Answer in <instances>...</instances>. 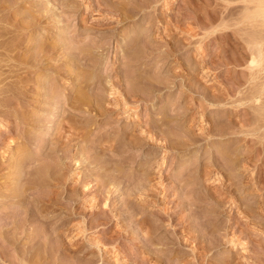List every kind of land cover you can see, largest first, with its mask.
<instances>
[{"label": "rangeland", "instance_id": "rangeland-1", "mask_svg": "<svg viewBox=\"0 0 264 264\" xmlns=\"http://www.w3.org/2000/svg\"><path fill=\"white\" fill-rule=\"evenodd\" d=\"M97 1L98 2H95V0H30L26 2L21 10L22 13L19 12L21 14L18 13L16 15L17 17L14 15L17 20L26 17L29 14V12H26L27 9H38L41 5V7L44 8L49 6L51 8H57L58 18L56 21L45 19L41 22L38 28L32 27V30L29 28V31L22 32L17 38L19 39L17 40L18 47L16 48L17 50L15 49L16 52L14 53L15 56H17L16 58L19 59L15 58L14 61L17 60L20 63L24 61L23 63H25L26 60L29 61L31 60L29 58L34 57L32 56L35 52H33V50L39 46L35 45L34 48L32 40L35 36H40L37 40H43L44 43L41 42V44L44 46L54 44L55 41V44L62 41L66 42L65 39L68 36L67 38L70 37L72 40L78 41L76 44L77 47L82 44L81 47H92V53L94 55H91L95 58L92 59V62L95 61L96 66L91 70L92 72L89 77H94L96 79H99L100 77V83L99 85L97 83L95 87L101 86V83H103L102 86L106 87V94L102 93L103 95H101V100L103 99L102 101L104 103L101 109L110 111L113 109L115 113L119 112L118 115H112L110 113L101 114L100 111L98 113L96 112L97 110L95 111V108L93 109V107H95L94 105L89 107L92 103L90 101L88 102L90 103L88 107L85 105L83 106L84 109L81 107L84 111L86 110V112L91 108L89 114L82 115V113L78 114L77 111L73 113L71 110L73 108L71 104L76 101V96L74 94L82 95L81 93L85 92V87H83L84 84L82 85L78 82L72 83L69 86L66 84V80H64L65 78L69 80L72 79V76L69 75L71 69L67 66L72 67V70L73 68L76 69V67H74L71 62L69 64L68 61H65L67 57L63 55L65 54V51L62 49L58 50L57 48L51 53V55H43V59H40L39 64L33 67L34 69H26V72L23 68V70H20L21 72L19 71L20 75H18V77L20 76L21 78L17 77V79H21L22 83L19 85V82V87H17L20 89L23 88V91L26 88V91H24L26 93L19 89L20 95L18 100H20L21 103L16 101L17 99L15 98L16 100L12 103L10 109L12 111L15 110L16 112L19 111L21 114L19 115V113L15 112V114H17L16 116L14 112H12L9 117L8 127H10L9 131L11 137L14 139L16 138L15 144L17 142L22 143V140L24 144L13 145L14 153L12 152L10 156L5 159V162L11 165L13 161L20 160L27 154L34 155V157L37 156L40 158V162H44L42 157L47 147L44 149L41 147L39 148V144L47 143L49 141L48 139L51 138V141L54 140L57 143L56 136L59 137V134L63 133L62 131L59 132V123L63 118L66 116L68 117V115L71 117L75 115L74 118L78 121V124L73 118L72 122H76L77 125L74 124L81 130L77 131V128L73 126V129L76 128V131L74 130L76 133L80 132L79 135H73L74 131L71 129L73 137L71 135V139L69 138V140H71L70 149L67 150L69 153L65 151V154H63V162L68 160L66 163H69L70 158L72 157H75V160L78 162L85 160L87 163L88 161L93 163L94 160H98L100 157H97L95 153H99L100 151L97 147L99 146L100 141L109 139V136L116 137L115 135L118 131L120 133V130L124 127L126 128L130 126L131 128L134 125L135 121H133V117L136 115L131 118L134 111L124 113L109 102L113 98V96L110 95V83L112 84L115 80L120 81L124 79V65L131 60H129V58L135 55L132 51L137 49L136 52L138 53L139 51L138 56L140 55L139 58L141 59V61H139H146V63L144 62L147 65L146 69H149L150 71V74L148 73L147 75V77L149 76L148 81L150 80L152 83L162 82V80H166V78H172L173 75L174 77L176 75L177 78H174L171 81L166 80L165 82L167 83L168 81L169 83H167L168 88H164L160 85L163 89L161 88L162 90L159 89L160 91H155V93L151 95V98L150 96H147L146 99L148 100H145V96L142 95L141 91H138L132 86L133 89H131V95L138 97L141 94L140 98L143 97L144 99L139 110L137 109L139 113L138 121H140L134 134L139 136L141 134L140 131H145V129H147L145 126L151 124L149 121H156L157 118H159V116H157L158 113L167 110L168 112H166L168 116H172L173 119L178 118L176 120H180L186 117V122L187 120L189 122L185 125L184 130L189 128L192 133H194L195 138L198 137L195 139V143L190 145L186 150L181 152L172 151L169 155L170 158L168 157V159L164 161V164L161 158L163 153L158 154L154 160H147L146 158L151 151L147 147H144L142 151L123 153L122 156L125 161L106 150L104 155H101L100 153L101 159H106V162L111 161L112 165L116 162L118 165L121 164L120 168L122 172H115L113 174L115 175V179L114 176L108 173V175L112 176L113 180L116 181L115 188L112 187L115 181H112L113 184L111 186L109 185L110 187L98 188L102 183L100 179H103L101 177L104 176L103 174L105 172L98 164L91 163L88 167L86 166L78 169L74 162H70V168L67 169V172L66 170L64 171V177L66 179L63 181L65 182L63 183L64 185H58L60 189H58V192L62 193L60 196V199L62 200L59 201L57 210L53 213L54 215L50 213L48 214L47 212L41 215L39 214L37 220L29 218L26 222L21 220L22 216H18L15 219L13 218V220H15V229L10 234L5 232V224L11 221L8 219V216L10 213V215H12L14 212V214L20 212L21 208H18L19 206L17 205H13L15 204L13 201L5 203L6 205L9 204V208H7L2 201L0 203V264H20V261L23 262V259L26 262V260H30L32 257L31 260L34 261L36 260L35 258L40 256L41 259L37 258L38 263L36 262V264H264V170H262L264 169V163H261L262 156L253 157L250 165L245 161L241 163V157L238 156L240 159L238 158L239 160H236L235 162L237 163V170L242 169L240 171L242 172L248 168L247 172L243 173L242 177L233 176L232 173L238 174V171H232L229 175V173L221 168L220 170L218 169L219 173L214 171L211 172L214 170L213 168L215 166L217 167L218 163H222L221 166L224 165V163L221 162L223 160L218 156V153H216V148H214L215 145L218 146V149L221 147H231L230 149H234L237 153L239 152V154H243L245 148L243 147L244 144H249L255 147V144L257 143L256 148L257 146H261L258 145L260 143L257 142L259 141L256 136L257 134H255V136L245 137L247 140L252 139V144L251 142L244 143L243 140L241 141L240 138L243 139L244 135L241 133L235 135V132H238L235 128L231 131V134H228L229 136L211 138L210 140H214L213 145L210 143V145L207 144L208 142L206 140L203 141L201 136H199L201 134V128H209L210 126H213V123H215L213 119L215 117H219V119L221 118L216 121V125L220 128L230 120V118L227 119L226 117L228 115L231 118L233 117L234 122L238 123L243 117L244 107L247 106V108H251V105H255L253 102L252 104L251 101L250 104H247V102L241 104L238 103V101L235 102V99H241V97L244 96L243 94L246 95L247 91H250L253 85L255 86V83L259 84V81H262L264 78V71L256 74L257 78H261L260 80L256 79L257 81H249L250 78L248 75L252 74V72L246 68L247 65L244 60L243 63L245 64H241L242 61H232L229 62V64L227 60H225L226 65L214 62L218 64H207L203 69L198 66L199 62H202V58L208 60L213 57L215 55L213 53H215L219 47H223L227 43L233 45L232 38L235 36L225 40V42L223 40L219 41L212 38L215 34H223L224 32L228 33L231 32V30L236 31L240 28V26H231L232 24H235V19L238 17L237 14L242 12V7H245L244 3L239 1L237 3H232L231 6L228 7V5H225L226 2H224V0H158L157 3H151L153 0H123L124 2L118 0L121 5L117 0ZM149 2L151 4H149ZM64 3L71 4L74 10L68 12V14L61 11V4ZM122 3H124L123 8L127 6L126 9L124 8L126 14L123 15L124 18L126 16V19L122 24L117 25L116 22L119 14L116 13V11L118 8H121L120 6H122ZM99 4L102 6L100 5L99 7ZM225 6L229 9L230 7L231 9L235 8V14L231 18L232 20L234 19V22L228 21V19L224 20V24H228L229 29L220 31L219 27L215 29V26L220 23L218 16H216V19L219 21L213 23L214 25L210 24V22L212 19H215L214 15L218 14L215 12L223 11V7L225 8ZM61 13H63V15H61ZM34 14L35 13L30 14V16L32 17ZM38 14L39 13H36L35 16ZM2 16L3 20L12 19L11 21H13V17L8 18L11 15H6V13H4ZM115 16H118L117 19ZM31 17H28L29 19H27V21L25 20L26 23L31 24ZM209 20L211 21L209 22ZM230 22L232 23L231 26ZM254 24L255 22L253 23V27L260 25L259 23ZM21 25L22 24L18 25L17 28H20ZM203 25H206V28H202ZM250 26H252L251 23ZM58 28L64 29L66 33H58L60 32ZM113 28H117V34L119 33L123 36L126 34L131 35L130 32L133 31V29L135 30V28L142 31L144 29L143 32H147H145L146 34L143 33L144 35H139L135 49L133 48L131 50V46V48L129 46H127L126 49L124 48L126 50L125 57L124 55L119 54L121 52L118 54L116 53L115 55V50L117 49V45L115 44L117 40L110 37V32ZM260 29H262V27H260ZM257 30H259V28ZM52 32H56V35H51ZM59 34L63 36L67 35L66 37H63L59 36ZM119 34L117 35L118 37ZM57 38L60 39V41ZM240 38L238 37L235 39V42H238L239 44L243 43L242 40H239ZM128 40L129 39H127L126 42H128ZM3 42H6V40ZM31 42L32 44H30ZM144 42L147 44H144ZM6 44L10 46V43L6 42ZM102 44H104V46H102L103 50L99 53L97 49ZM145 45H147L146 48ZM4 46L6 45H3V48ZM172 49L174 50L172 51ZM197 49L199 50L198 52ZM233 49H230V52L232 51L231 53L235 54V49ZM1 52L2 54L6 53L5 50L0 51V53ZM4 55H8V53ZM127 56L129 57L127 58ZM232 56H237V53L231 55V57ZM8 67L6 66V68H3L5 69L4 73H7V70L9 69ZM117 68L120 71L116 78L114 70ZM155 68L157 70H155ZM153 71L160 73L157 74ZM254 71L256 72L258 70L254 69ZM159 74L160 77L158 76ZM58 79L59 81L63 80L62 82L60 81V83L58 82L60 85L57 83ZM24 81L28 82L27 85ZM54 82L57 83L59 87ZM63 82H65V84ZM55 85H57V87ZM44 87L46 89H44ZM78 88L80 89V92ZM81 88L84 90L83 92H81ZM226 89L231 93L234 92V94H236L231 99L233 102H227L226 105L225 103H222L223 105L220 103L219 106L216 104L210 106L208 104L212 99L210 98L211 95H218L220 91ZM50 90H53L52 92H56L58 95V98L53 102L48 100L45 101L46 98L44 95L47 94V92H51ZM133 90H136V92L138 91V96ZM21 91L24 94L20 93ZM90 92L89 94H87L88 92L86 93L87 97L88 95L93 97L94 94H91L92 92ZM239 92H241V94H239ZM83 94L86 96L85 93ZM116 97L118 99L119 95ZM133 99L134 98L129 101H132ZM118 100L121 101L120 98ZM16 102L20 106H18ZM13 107L16 108L14 109ZM247 108L245 107V110ZM70 111L72 112V115ZM36 113L37 116L40 114L44 118L42 122L44 125L41 124L42 126L39 132L30 128L31 122L37 118ZM145 114L148 115V118H146L147 115ZM183 114L184 117L180 116ZM151 115L152 117L149 118ZM155 115L157 116L156 118ZM32 116H35L34 119ZM147 119L150 120L148 121ZM224 119L227 120L224 121ZM79 126L84 127L83 130L82 127L80 128ZM174 131L175 132L173 133L176 134L175 136L178 134L179 137L180 132L176 130ZM48 133L53 135L47 136ZM4 134L3 130L0 131V139ZM81 134H83V138L81 137ZM182 134L183 133L181 132V136ZM119 136L120 135L118 134L116 140L119 139ZM143 136L144 135L139 137L143 138ZM175 136L170 140L173 144L177 141ZM36 137L39 141L35 140ZM21 138H24L25 140ZM1 140L0 161H2L1 155L3 152L5 153L6 149L4 139L2 138ZM58 145H60V143ZM62 145H64V143ZM76 152L79 153V155H76ZM130 159H135V162L130 163ZM220 159V162H216ZM137 162H141V164L143 163L142 166L146 168V170L144 169L145 172L143 170V172L141 171L137 173ZM184 162H190L193 164L192 166H189V168L186 167L189 171L181 170V167L184 166ZM145 163L147 164L146 167L144 165ZM161 164L162 167L159 166ZM206 164L209 167L205 173H209V175L202 176L204 174L203 168ZM210 164L213 166H210ZM244 165H246L247 168L246 166L244 167ZM195 166L198 168L196 171L201 172V176H199V174L196 175V171L192 172L193 168L195 170ZM219 166L220 164L218 167ZM11 169L12 168L0 170L1 193L3 189L10 188V181L12 179L11 173L15 171L14 169ZM181 173L183 175L184 173H189V175H192L193 177L191 176L188 179L189 181H182L183 177L181 178ZM215 173L218 175L215 176ZM116 175H121L120 177L122 179H118V181L121 182L120 185L117 184ZM144 175H146V177ZM118 176L117 178H119ZM88 178H90V182L92 181L90 185L92 191H90L89 194L87 191L84 192V188L82 187L85 180ZM143 183L147 184V186L150 184L148 186L149 189L152 186H154L153 189L156 188V190L154 189L155 192H152V188L147 192L149 194L147 199L149 203L147 201V204L142 203V200L144 199H140L137 195L136 198L134 196L129 197V194H138L141 188L143 190ZM97 184H99V186ZM140 184H143L141 185L142 187ZM72 187H77V192H75L77 197L74 194L75 198L78 199H74L76 201L68 199L71 195ZM148 187L146 188L148 189ZM107 191L110 193L112 192V194L107 193ZM47 192V188H43L41 192H38L39 194H34L35 197L34 195L33 197L36 198L38 195L43 196ZM207 193H210V195L215 198H209V194L206 195ZM1 196L2 195L0 194V198ZM106 199L108 200L106 201ZM125 202H128V206ZM105 204L106 206H104ZM5 215L7 216L5 217ZM43 215H48L50 217L51 220L49 224L41 218ZM6 219L10 221L7 220V222ZM142 219L145 224H147L146 226L145 224L144 226L142 225V223H144ZM144 227L149 228V235L148 233H145ZM36 244L38 249L41 248L39 247L40 245H47L45 248L42 247V249L37 250L36 248L34 249ZM38 244L40 245L38 246ZM30 246H33L32 248L37 251L34 252L33 249H30ZM72 246L75 250L78 247H82L84 250L78 253L72 248ZM24 247L25 250L23 249ZM26 247L29 250H27ZM43 248L45 250H43ZM72 249L76 253L73 252ZM30 250H32V252ZM25 251L26 253L31 252L32 254H25Z\"/></svg>", "mask_w": 264, "mask_h": 264}, {"label": "bare ground", "instance_id": "bare-ground-1", "mask_svg": "<svg viewBox=\"0 0 264 264\" xmlns=\"http://www.w3.org/2000/svg\"><path fill=\"white\" fill-rule=\"evenodd\" d=\"M28 1H30V0H0V16H1V18H0V51H6V53H8V55H4V54H6V53H4V54H2V52L0 53V57H3L4 59H6V60H4L3 58H0V131H2L3 130V132L5 133V134H8V135H5L4 134V136H2V138L4 139V144L6 145V149H5V153L3 152L2 153V155H1V158H2V161H0V170H3V169H10V168H12V169H14L15 171L13 172V173H11V176H12V179H11V181H10V188L8 187L7 189H3V191H2V193L0 192V194L2 195L1 196V198H0V203L2 202V203H4V206L6 207L7 206V208H9V204H5V203H10V201H13L15 204H13V205H17V206H19L18 208H21L19 211L20 212H18V213H16V214H12V215H10L9 214V216H8V219H10V220H8V219H6V221L8 220V221H10V222H8V223H6L5 224V226H6V229H5V232L6 233H11L14 229H15V227H14V225H15V220H13V218L15 219L16 217H18V216H22V219L21 220H23L24 222H26L27 221V219L29 220V218H31V219H35V220H37L38 219V215L40 214H43V213H47L48 212V214L50 213V214H53V213H55L56 212V210H57V207H58V204H59V201H61L62 199H60V196H61V194L62 193H59L58 191L60 190L59 189V187H58V185H64L63 183H65V182H63V181H65L66 179H65V177H64V171L66 170V172H67V169L68 168H70V162L72 163V162H74L75 163V166L78 168V169H80V168H83V167H88V166H90L91 165V163L88 161V163H87V161H80V162H78V161H76L75 160V157H72V158H70V162L69 163H66L68 160H66V162H63V159H64V155L63 154H65V151L66 152H68L67 150L68 149H70V142H71V140H69V138L71 139V135L73 134V135H79L80 134V132L78 133H76L75 131L77 130V131H80L81 129H79V128H77L76 127V125L78 124V121L74 118L75 117V115H73V117H71V116H69L68 115V117L66 116L65 118H63L61 121H60V125H59V127H58V129H59V132L60 131H62L63 133H60L59 134V137H57L56 136V139H57V143H56V141H54V140H52L53 141V143H52V141H51V139H48L47 141V143H42V144H39V148L41 147L42 149H44L45 147H47L46 148V151H45V153H44V155H43V160H44V162H40V158H38L37 156H35L34 157V155L32 156V155H25L23 158H21L20 160H17V161H13V163H11V165L10 164H7L6 162H5V159L8 157V156H10V154L13 152V145H23L24 144V142H23V140H22V143H16L15 144V142H16V138L14 139V138H12L11 137V135H10V127H8V123H9V117H10V115H11V113L12 112H14V114H15V110L14 111H12L11 109H10V107L12 106V103H14L15 102V100L16 101H19L20 102V100H18L19 99V91L20 90H22V89H20V88H18L19 86H18V84H19V82H20V84L19 85H21V83H22V80L21 79H17V77H18V75H20L19 73L21 72L20 70H23V68L25 69V71H26V69L27 70H30V69H32L33 67H35V66H37V64H39V61H40V59L43 57V55H51V53L52 52H54V50L55 49H57L58 48V50H63V51H65L64 53L65 54H63V55H65V56H67L66 57V59H65V61H68L69 62V64H70V62H71V64H73L74 65V67H76V69H74L73 68V70H72V67H70V66H67L69 69H71V72H70V74L69 75H71L72 76V79H64V80H66V84L69 86V85H71L72 83H80V84H84V86L83 87H85L84 89H85V92H83L84 90L82 89V91L81 92H83V93H85V95H86V93L87 94H89V92L91 93V94H94L93 95V97L91 96L90 97V95H88V97H87V95L86 96H84V94L83 93H81L82 95H80V94H74L75 96V102L73 103V104H71V106L73 107H71L72 109V111H73V113L74 112H78V114H81L82 113V115H85V114H89V111H91L90 109L91 108H89L88 109V111L86 112V110L84 111L83 109V106L85 105V106H89V104L90 103H88L89 101L90 102H94L93 104L91 103L90 104V106L89 107H92L91 105H94L95 107H93V109L95 108V111L96 112H98L99 113V111H100V113L101 114H105V113H110V114H115V115H118V113H115V111H113V109L110 111V110H106V109H101V107H103L102 105H104V103H103V99L101 100V95H103L102 93H105L106 92V87H104V86H102L103 85V83H101L102 85L101 86H97V87H95V85L98 83V85H99V83H100V77H99V79H96V78H90L89 76H90V74H91V70H93L94 69V67L96 66V64H95V61L94 62H92V59L94 58V56H92V55H94L93 53H92V50H93V48L92 47H90V46H83V47H81L80 45H79V47H77L76 46V44L78 43V41H74V40H72L70 37V39L69 38H67L66 37V35H60L61 33H63V34H65L66 32L64 31V29H59V31L60 32H58V33H60L59 34V36H63V37H66V42L64 41H62V42H59V43H57V44H55L56 43V41H55V43L54 44H49V45H52V46H44V45H42L41 44V42H43V40H37V39H39L40 38V36H35L34 38H33V40H32V42L34 43V48H35V45H39V46H37L34 50H33V54L34 55H32V54H30V55H32V56H34L33 58H29V59H31V60H26L25 61V63H23L24 61H22V63H20V62H18L17 60H15L14 61V59L17 57V56H15V52H16V48L18 47V41L17 40H19V39H17L18 38V36L22 33V32H25V31H29L32 27H39L40 26V24H41V22L43 21V20H45V19H51V21H56L57 20V18H58V10H57V8H55V7H41L40 6V8H38V9H32V10H30V8L29 9H27V11L26 12H29V14L26 16V17H23V18H21V19H16V15L19 13V12H21V10L23 9V7H24V4H26V2H28ZM118 1V0H117ZM123 1V0H122ZM121 1V2H122ZM125 1V0H124ZM123 1V2H124ZM149 1V0H148ZM151 1V0H150ZM239 1H242V3H244V6L245 7H242V12H240L239 14H237L238 15V17H236L237 19H235L236 20V22H234L231 18H232V16L235 14L234 13V9L232 8L231 9V7H230V9L228 8L229 6H231V4L232 3H237V2H239ZM87 2V1H86ZM95 2H98L97 0H95ZM110 2V1H109ZM119 2V1H118ZM117 2V3H118ZM153 2H158V0H153V1H151V3H153ZM224 2H226L225 3V5H228V7L227 6H225V8L223 7V11H221V12H215V13H218V14H213L214 16H215V19L213 20L212 18V21L211 20H209V22H210V24H213V23H216L217 21H219L220 20V23H219V25H216L215 26V29L216 28H220L219 30L220 31H223V30H226V29H229V26H228V24L226 25V24H224V20H226V19H228V21H233L235 24L233 25L231 22H230V26H231V24H232V26L231 27H233V26H240V28L239 29H237L236 31L235 30H231V32H228V33H221V34H215L214 36H213V38L212 39H214V40H223L224 42H225V40H228V39H230V38H232V37H234V38H232L231 40L233 41V45L232 44H225L223 47H219V49L217 50V51H215V53H213V54H215L213 57H211V58H209L208 60H206L205 58H202V62H199V67H202V69L207 65V64H213L214 62H218L219 64H225L226 63V61L225 60H227V62L229 63V62H236V61H242V63L241 64H245V63H243L244 61L246 62V68L249 70V71H251L252 72V74H250V75H248L249 76V81H254V80H256V79H258V80H260L259 78H257L256 76V74L258 73H260V72H262V71H264V0H224ZM120 3V2H119ZM150 2H149V4H151ZM241 3V2H240ZM42 4V3H41ZM100 5L101 4H99V7H100ZM120 5H121V3H120ZM123 5H124V3H122V6H120L121 8L119 9L118 8V10L116 11V13H118L117 15L119 16H117L118 17V20H117V25H120V24H122L124 21H125V19H126V16H125V18H124V16L123 15H125L126 13L124 12V8L126 9V7H124L123 8ZM102 6V5H101ZM106 6V5H105ZM114 6V5H113ZM78 7V6H77ZM110 8V7H109ZM244 8V9H243ZM60 9H61V11H63L64 13H67L68 14V12H72V10H74L73 8H72V6H71V4H61V7H60ZM96 9V8H95ZM122 9H123V11H122ZM110 11V10H109ZM108 11V12H109ZM138 11V10H137ZM6 13V15L8 14V15H11V16H9L8 18H10V17H13V21H14V23H13V21H11L12 19H8L7 17V19L8 20H3L2 19V15L4 14V13ZM107 12V13H108ZM111 12V11H110ZM124 12V13H123ZM22 13V12H21ZM21 13H19V14H21ZM33 13H35L34 14V16L36 15V13H39L37 16H33L32 15V17L30 16V14H33ZM112 13V12H111ZM115 13V14H116ZM113 14V13H112ZM13 15V16H12ZM16 17H15V16ZM26 15V14H25ZM61 15H63V13H61ZM64 16H65V14H64ZM216 16H218L219 17V20H217L216 19ZM15 17V18H14ZM20 17V16H19ZM28 17H31L30 19H32V20H30V21H34L33 23L31 22V24H29V23H26V21H27V19H29ZM34 17V18H33ZM116 17V16H115ZM117 17H116V19H117ZM131 17V16H130ZM2 19V20H1ZM157 19H158V17H157ZM229 19H231V20H229ZM26 20V21H25ZM108 20V19H107ZM15 21H16V23H15ZM50 21V20H49ZM153 21V20H152ZM160 22V21H159ZM255 22V24H260V25H257L256 27H253V23ZM250 23L252 24V26H250ZM17 24V25H16ZM20 24H22L21 25V27L20 28H17L18 27V25H20ZM24 24V25H23ZM59 24V23H58ZM96 24V23H95ZM149 24V23H148ZM254 24V25H255ZM214 25V24H213ZM241 25H242V27H241ZM244 25V26H243ZM100 26V25H99ZM97 27H98V25H97ZM203 27H205L206 28V25H203L202 26V28ZM252 27H253V30H252ZM259 28V30H257L258 28ZM260 27H262V29H260ZM30 28V29H29ZM66 28V27H65ZM257 28V29H256ZM42 29H43V27H42ZM84 29V28H83ZM89 29V28H88ZM87 29V30H88ZM256 29V30H255ZM32 30V29H31ZM40 30H41V28H40ZM44 30V29H43ZM147 30V29H146ZM149 30V29H148ZM203 30V29H202ZM42 31V30H41ZM79 31V30H78ZM90 31V30H89ZM95 31H96V29H95ZM117 28H113V30L110 32L111 34V36L110 37H113L115 40H117V42H116V44L115 45H117V49L115 50V55H116V53L118 54L119 52H121V53H119V54H121V55H124L125 57H126V53H125V49L127 48V46H131L130 48H131V50L134 48H136V43L138 42V37H139V35H144L143 33H145V32H147V31H145V32H143L144 31V29H143V31L142 30H137L136 28H135V30L133 29V31H131L130 33H131V35L130 34H126V35H122V34H119V37L117 36L118 34H117ZM218 31V30H217ZM39 32V31H38ZM65 32V33H64ZM87 32V31H86ZM102 32V31H101ZM219 32V31H218ZM101 34H103V33H101ZM100 34V35H101ZM146 34V33H145ZM36 35V34H35ZM51 35H56V32H52L51 33ZM79 35V34H78ZM59 36H58V38H59ZM75 36V35H74ZM86 36V35H85ZM107 36V35H106ZM21 37V36H20ZM84 37V36H83ZM240 38L239 40H242L243 41V43H238V42H235V39H237V38ZM53 38V37H52ZM54 38H55V36H54ZM57 38V39H58ZM105 38V37H104ZM117 38V39H116ZM63 39V38H62ZM61 39V40H62ZM127 39H129L128 40V42H126L127 41ZM4 40H6V42L7 43H10V46H8L7 44H6V42H3ZM8 40V41H7ZM59 41H60V39H58ZM64 40V39H63ZM78 40V39H77ZM95 41V40H94ZM32 42L30 43V44H32ZM93 42V41H92ZM140 42V41H139ZM149 42V41H148ZM183 42V41H182ZM236 44H235V43ZM3 43H5V44H3ZM44 43V42H43ZM65 43V44H64ZM80 43V42H79ZM100 43V42H99ZM230 43H232V42H230ZM64 44V45H63ZM74 44V45H73ZM92 44V43H91ZM144 44H147V43H145L144 42ZM176 44V43H175ZM242 44V45H241ZM3 45H6V46H4V48H3ZM45 45H47V44H45ZM86 45H88V44H86ZM217 45V44H216ZM94 46V45H93ZM102 46H104V44H102L101 46H99L98 47V49H97V51H99V53H100V51H102L103 49V47ZM170 46H171V44H170ZM174 46V45H173ZM177 46H178V44H177ZM182 46H183V44H182ZM5 47H6V49H5ZM144 47V46H143ZM147 47V45H145V48ZM175 47V46H174ZM29 48V47H28ZM125 48V49H124ZM187 48V47H186ZM235 49V52L237 53V56H232L231 57V55H235V54H232L231 52H230V49ZM2 49V50H1ZM16 49V50H15ZM180 49H181V47H180ZM183 49V48H182ZM233 49V50H234ZM15 50V51H14ZM138 50V49H137ZM137 50H134V51H132V52H134V56H133V54H132V56L133 57H131V58H129V62L128 63H125L126 65H124V74H123V80H120V81H118V80H115V82H113L112 84L110 83V95L111 96H113V98H112V100L109 102L110 104H113V106L114 107H117V108H119L121 111H123L124 113H128V112H130V111H134V113H133V115L131 116V118L134 116V115H136L135 117H133V121H135L134 122V125L130 128V126L129 127H124L122 130H120L121 132L119 133V131H118V133H116V137H110L109 136V139H106V140H102V141H100V144H99V146H97L98 148H99V153L97 152V153H95L96 154V156L98 157H100L99 159L98 158H96V159H98V160H94V162L92 163V164H98L99 165V167H102L103 169H104V176L103 177H101V178H103V179H100L101 180V184L99 183V182H97V183H99L100 184V186H99V184H97L99 187L98 188H100V187H102V188H105V187H107V186H111L112 184H113V182L115 181V180H113V177L112 176H114V179H115V175H113L115 172L116 173H121L122 171H121V168H120V165H118V163L116 162V163H113V165L111 164V161H109V162H106L105 160H103V159H101V156H100V153H101V155L103 154L104 155V153H105V150L106 151H109L110 153H112L113 155H116L117 157H119V159H122L123 160V156H122V154L123 153H125V152H133V151H142V149H144V147H147V148H149L151 151L149 152V155H148V157L146 158L147 160L149 159H155V157L158 155V154H161V153H163L162 155V162H163V164H164V161L165 160H167L168 159V157H169V155H170V153L172 152V151H176V152H181V151H184V150H186L188 147H190V145H193L194 143H195V139L198 137H196L195 138V135H194V133H192V131H191V129H186V130H184V127H185V125L186 124H188V120H187V122H186V117L185 118H182V119H180V120H176V119H178V118H176V119H173L172 118V116L171 117H169L168 116V114H167V112L164 110L162 113H158V115L157 116H159V118H157V120L156 121H149L150 119H147L149 122H151V124L149 125L148 123H146V124H148L149 126H147L146 124V126H145V128L147 127V129H145V131H143L142 132V130L140 131V135L139 136H141L142 137V135H144L143 136V138H140L139 136H137V135H135L134 133L136 132V129L138 128V126L137 125H139L138 123H139V121H138V118H139V113H138V111H137V109L139 110V108L141 107V103H143L144 102V99H143V97H141L140 98V96H141V94H140V96H138V91H141L142 92V95H144L145 96V100H148V99H146L147 98V96H150V98H151V95H153L154 93H155V91H160V90H162L163 89V87L164 88H168V81H171L172 79H174V78H177V76L175 75V77H174V75L172 76V78L170 77V78H166V80H168L167 81V83L165 82L166 80H162V82H156V83H152L150 80V82L148 81V79H149V76L147 77V75H148V73L150 74V71H149V69L147 70L146 69V61H142V62H140L141 61V59L139 58L140 57V55L138 56V53H139V51H138V53L136 52ZM142 50V49H141ZM151 50V49H150ZM174 49H172V51H173ZM14 51V52H13ZM144 51V50H143ZM171 51V50H170ZM171 51V52H172ZM199 50L197 49V52H198ZM12 52H13V54H12ZM31 52V51H30ZM167 52V51H166ZM201 52V51H200ZM234 52V51H233ZM60 53V52H59ZM128 53V52H127ZM168 53V52H167ZM202 53H203V51H202ZM231 53V54H230ZM92 54V55H91ZM206 54V53H205ZM16 55H17V53H16ZM62 55V54H61ZM129 55V54H128ZM131 55V54H130ZM137 55V56H136ZM142 55V54H141ZM197 55V54H196ZM208 55V54H207ZM51 57V56H50ZM49 57V58H50ZM99 57V56H98ZM129 56H127V58H128ZM205 57V56H204ZM24 58V57H23ZM214 58H216V59H214ZM16 59H19V58H16ZM43 59V58H42ZM95 59V58H94ZM126 59V58H125ZM117 60V59H116ZM140 60V61H139ZM244 60V61H243ZM13 61V62H12ZM34 61V62H33ZM128 61V60H127ZM218 63H214V64H218ZM227 63V64H228ZM197 64V63H196ZM230 64V63H229ZM238 64V63H237ZM123 65V64H122ZM226 65V64H225ZM6 66L10 69H8L7 70V73H4L5 72V69H3L4 67L6 68ZM120 67V66H119ZM149 67V66H148ZM147 67V68H148ZM177 67V66H176ZM198 67V68H199ZM219 67V66H218ZM68 68H66V69H68ZM185 68V67H184ZM197 68V69H198ZM34 69V68H33ZM114 69V68H113ZM254 69H256V70H258V71H254ZM75 70H77V71H75ZM153 70V69H152ZM155 70H157L156 68H155ZM200 70V69H199ZM20 71V72H19ZM115 71V77L117 78L118 77V72L120 71L118 68L117 69H115L114 70ZM181 71V70H180ZM194 71V70H193ZM27 72V71H26ZM25 72V73H26ZM153 72H156V71H153ZM73 73V74H72ZM157 73V72H156ZM158 73H160V72H158ZM157 73V74H158ZM176 74V73H175ZM188 74V73H187ZM155 75V74H154ZM159 77H160V74L158 75ZM20 77V76H19ZM18 77V78H19ZM21 78V77H20ZM71 78V77H70ZM151 78V77H150ZM158 78V77H157ZM156 78V79H157ZM161 78H162V76H161ZM180 78V77H179ZM191 78V77H190ZM263 78V77H262ZM16 79V80H15ZM120 79V78H119ZM164 79V78H163ZM245 79H247V78H245ZM96 80V81H95ZM152 80V79H151ZM155 80V79H154ZM8 81V82H7ZM28 81V80H27ZM61 81V80H60ZM60 81H59V79H58V81H57V83L59 82L60 83ZM63 81V80H62ZM61 81V82H62ZM112 81V80H111ZM159 81V80H158ZM164 81V82H163ZM232 81V80H231ZM257 81V80H256ZM261 81V80H260ZM260 81H259V84H256L255 83V86L253 85V89L251 88L250 89V91L248 92L247 91V94L245 95V94H243L244 96L243 97H241V99H238L237 100V98L234 100L235 102H237L238 101V103H241V104H243V102L245 103V102H247V104H250V101H251V103L253 102L255 105L253 106V105H251L252 107L250 108L249 107V105H248V107L250 108H247V106H245L247 109L245 110V107H244V113H243V117H242V119H240V122H238V123H236V122H234V119H233V117L231 118V117H229V115L228 116H226L227 117V119L228 118H230V120H228L227 122H226V124H224V123H222V124H224L223 126H221V128L220 127H218L217 125H216V121H217V119H219V117H215L214 119H213V121L215 122V123H213V126H210L209 128H201V134L199 135V136H201V139L204 141V140H206L208 143L207 144H211V145H213L214 143H213V141L214 140H210L211 138H213V137H226L228 134H231V131L235 128L238 132L236 133L235 132V135L236 134H243L244 135V137H243V139H241L240 138V140L242 141L243 140V142L244 143H250L251 142V144L253 143V141H251L252 139H250V140H247V138H245V137H247V136H255V134H257L256 136H257V139L260 141H257L258 143H260V144H258V145H261V146H257V148H256V145H257V143L255 144V147L254 146H252V145H247V144H244L243 145V147H245L244 148V150H243V154H239V152L237 153V151H235L234 149H230V148H227V147H219L220 149H218L217 147L218 146H216L215 145V147L214 148H216V153H218V156L223 160V161H221V159L219 160V161H216V162H223L224 163V165H222L221 166V164L222 163H218V165L220 164V166L218 167V165H217V167L215 166L213 169L214 170H210L211 172H218L219 173V171H218V169L220 170V168L222 169V170H224V171H226L227 173H229V175H230V173L233 171H238V174H235V173H232L233 174V176H235V177H239V176H241L242 177V175H243V173H245V172H247V166L246 165H244V167L246 166V170H244V171H242V172H240L241 170H237V168H236V166H237V163H235L236 162V160H239L240 158L239 157H241V159L240 160H242L241 161V163L242 162H247V164H251V160H252V158L253 157H259V156H262V158H261V163H264V78H263V80L261 81V83H260ZM24 82H26V81H24ZM30 82V81H29ZM55 82H56V80H55ZM54 82V83H55ZM102 82V81H101ZM233 82V81H232ZM246 82V81H245ZM247 82H248V80H247ZM27 83L28 82H26L25 84L27 85ZM57 83H55V84H57ZM58 83V84H59ZM64 84H65V82H63ZM172 83V82H171ZM231 83V82H230ZM249 83H251V82H249ZM32 84V83H31ZM57 84V85H58ZM108 84V83H107ZM233 84H235V83H233ZM254 84V83H253ZM25 85V86H26ZM29 85V84H28ZM57 85H55L56 87H57ZM60 85V84H59ZM59 85H58V87H59ZM79 85V84H78ZM160 85H162L163 87H161ZM240 85V84H239ZM18 86V87H17ZM24 86V87H25ZM109 86V85H108ZM132 86H134L133 88H136L138 91L136 92V90H133V92H136V94H137V96L138 97H136L135 95L134 96H132L131 94V89H133L132 88ZM236 86V85H235ZM234 86V87H235ZM30 87V86H29ZM56 87H54V88H56ZM194 87V86H193ZM237 87H238V85H237ZM236 87V88H237ZM96 88V89H95ZM162 88V89H161ZM250 88V87H249ZM20 89V90H19ZM26 89V88H25ZM24 89V91H26ZM44 89H46L45 87H44ZM63 89V88H62ZM79 89V88H78ZM94 89H95V91H94ZM140 89V90H139ZM160 89V90H159ZM191 89V88H190ZM189 89V90H190ZM98 90V91H97ZM23 91V90H22ZM20 92V93H23V92ZM51 91V90H50ZM53 91V90H52ZM47 92V94H45L44 95V97L46 98L45 99V101L46 100H48V101H50V102H53V101H55L57 98H58V95L56 94V92ZM56 91V90H55ZM96 91H97V93H96ZM205 91V90H204ZM235 91V90H234ZM77 92V91H76ZM79 92H80V89H79ZM78 92V93H79ZM109 92V91H108ZM192 92H194V91H192ZM209 92V91H208ZM207 92V93H208ZM24 93H26V92H24ZM23 93V94H24ZM214 93V92H213ZM59 94V93H58ZM106 94V93H105ZM108 94V93H107ZM202 94H203V92H202ZM239 94H241V92H239ZM22 95V94H21ZM117 95H119V98L121 99V101H119L118 99H117V97L116 96ZM234 95H236V94H234V92L233 93H231L230 91H228L227 89L226 90H222V91H220L219 93H218V95H215V94H213V95H211V97L210 98H212L209 102H208V104L210 105V106H214L215 104L216 105H218L219 106V104L221 103H225V105L227 104V102L228 103H230V102H233V100H231L232 99V97L234 96ZM25 97V96H24ZM43 97V98H44ZM61 97V96H60ZM110 97V96H109ZM16 98V99H15ZM132 98H134L132 101H129V100H131ZM239 98H240V96H239ZM93 99V100H92ZM92 100V101H91ZM40 101V100H39ZM129 101V102H128ZM143 101V102H142ZM73 102V101H72ZM108 102V101H107ZM111 102H113V103H111ZM202 102V101H201ZM21 103V102H20ZM19 103V104H20ZM58 103V102H57ZM252 103V104H253ZM16 104H17V102H16ZM188 104V103H187ZM232 104V103H231ZM233 104H236V103H233ZM246 104V105H247ZM18 105V104H17ZM223 105V104H222ZM239 105V104H238ZM16 106V105H15ZM18 106H20V105H18ZM54 106V105H53ZM110 106H112V105H110ZM208 106V105H207ZM244 106V105H243ZM17 107V106H16ZM15 107V108H16ZM62 107V106H61ZM69 107V106H68ZM83 109H82V108ZM236 107V106H235ZM238 107V106H237ZM14 108V107H13ZM14 108V109H15ZM82 109V110H81ZM108 109V108H107ZM248 109H249V111H248ZM27 110V109H26ZM79 110V111H78ZM71 112V111H70ZM16 113H19V111L18 112H16ZM63 113V112H62ZM69 113V112H68ZM179 113V112H178ZM217 113V112H216ZM233 113V112H232ZM238 113V112H237ZM21 113H19V115H20ZM42 114V113H41ZM64 114V113H63ZM62 114V115H63ZM70 114V113H69ZM16 116H17V114H15ZM44 115V114H43ZM71 115H72V112H71ZM145 115H147V114H145ZM219 115V114H218ZM36 116H37V113H36ZM100 116V115H99ZM156 115H155V118L157 117ZM180 116H183L184 117V114L183 115H180ZM234 116V115H233ZM236 116V115H235ZM14 117V116H13ZM33 117V116H32ZM35 117V116H34ZM34 117H33V119H34ZM45 117V116H44ZM84 117V116H83ZM150 117H152V115L151 116H149V118ZM2 118V119H1ZM72 118H73V120L75 119L76 120V122H77V124H76V122H72ZM78 118V117H77ZM146 118H148V115H147V117ZM154 118V117H153ZM14 119V118H13ZM43 116L42 115H38L37 116V118H35L34 120H33V122H31V127L30 128H32V129H34V130H36L37 132H39V130L41 129V124H43L42 122H43ZM152 119V118H151ZM221 119V118H220ZM219 119V120H220ZM227 119H224V121L225 120H227ZM84 120V119H83ZM95 120V119H94ZM146 120V119H145ZM260 120H261V122H260ZM12 121V120H11ZM24 121V120H23ZM223 121V120H222ZM235 121H236V118H235ZM25 122V121H24ZM87 122V121H86ZM76 125H75V124ZM74 124V125H73ZM44 125V124H43ZM76 127L75 129H73L74 127ZM14 127V126H13ZM80 127V126H79ZM82 127V126H81ZM80 127V128H81ZM86 127V126H85ZM186 127H188V126H186ZM55 128H56V126H55ZM83 128L84 127H82V130H83ZM57 129V128H56ZM71 129H73L72 131H74L73 133L71 132ZM79 129V130H78ZM151 129H153V130H151ZM174 130H176V131H179L180 132V136L178 137V134H177V136H175L176 134H174L173 132H175ZM200 130V129H199ZM58 131V130H57ZM235 131V130H234ZM233 131V132H234ZM83 132V131H82ZM81 132V133H82ZM181 132L183 133L182 134V136H181ZM232 132V133H233ZM11 133H12V131H11ZM26 133V132H25ZM57 134H58V132H57ZM56 134V135H57ZM83 134H84V132H83ZM83 134H81V137L83 138ZM118 134L120 135L119 136V139L118 140H116V138H117V136H118ZM234 134V133H233ZM259 134V135H258ZM48 135H51V134H47V136ZM53 135V134H52ZM51 135V136H52ZM73 135H72V137H73ZM111 136H113V135H111ZM174 136H175V139L177 140H174V141H176V143L175 144H173V143H171V141L170 140H172L173 138H174ZM229 136V135H228ZM23 137V136H22ZM76 137V136H75ZM80 137V136H79ZM1 138V139H2ZM24 138H25V136H24ZM24 138H21V139H24ZM38 138H39V136H38ZM81 138V139H82ZM108 138V137H107ZM219 138V139H220ZM239 138V137H238ZM256 138V137H255ZM0 139V140H1ZM40 139V138H39ZM54 139V138H53ZM105 139V138H104ZM229 139V138H228ZM25 140V139H24ZM35 140H37V137H36V139ZM34 140V141H35ZM43 140H44V138H43ZM88 140V139H87ZM2 141V140H1ZM37 141H39V140H37ZM36 141V142H37ZM46 141V140H45ZM51 141V142H50ZM61 141V142H60ZM65 141V142H64ZM76 141V140H75ZM241 141H240V143H241ZM55 142V143H54ZM173 142V141H172ZM239 142V141H238ZM237 142V143H238ZM60 143V145H58ZM64 143V145H62ZM255 143V142H254ZM3 144V145H4ZM52 144V145H51ZM209 144V145H210ZM48 145V146H47ZM52 147H51V146ZM254 145V144H253ZM1 146H2V144H1ZM62 146V147H61ZM221 146V145H220ZM224 146H227V145H224ZM213 147V146H212ZM209 148L211 149V147L209 146ZM41 149V150H42ZM206 149V148H205ZM145 150H147V149H145ZM4 151V150H3ZM209 151V150H208ZM14 153V152H13ZM37 153V152H36ZM69 153V152H68ZM135 153V152H134ZM79 155V153H77L76 152V155ZM81 154V153H80ZM206 154V153H205ZM14 155V154H13ZM241 155V156H240ZM111 156V155H110ZM125 156V155H124ZM147 156V155H146ZM239 156V157H238ZM92 157V156H91ZM126 157V156H125ZM14 158V157H13ZM69 158V157H68ZM130 158V157H129ZM133 158V157H132ZM170 158V157H169ZM239 158V159H238ZM126 159V158H125ZM136 159V158H135ZM135 159H130L131 160V162L130 163H132V162H135ZM229 159V160H228ZM87 160V159H86ZM92 160V159H91ZM129 160V159H128ZM215 160V159H214ZM7 161V160H6ZM62 161V162H61ZM93 161V160H92ZM121 161V160H120ZM123 161H125V160H123ZM95 162H97V163H95ZM118 162H119V160H118ZM151 162V161H150ZM156 162V161H155ZM206 162V161H205ZM210 162V161H209ZM138 163V162H137ZM241 163H239V164H241ZM143 164V163H142ZM142 164H141V162H139L138 163V169H137V173L138 172H143V170L145 169L146 170V168H144L143 166H142ZM184 164V166H182L181 167V170L182 171H184V170H187L186 169V167H188L189 168V166H192L193 164L192 163H190V162H184L183 163ZM217 164V163H216ZM145 165V167H146V163L144 164ZM242 165V164H241ZM240 165V166H241ZM254 165H255V163H254ZM5 166V167H4ZM97 166V165H96ZM152 166V165H151ZM160 167H162V164L161 165H159ZM210 166H213V165H211L210 164ZM203 167V166H202ZM208 165L206 164V166H204V168H203V175L202 176H205V175H209V173H205L206 171H207V169H208ZM255 167H256V165H255ZM150 168V167H149ZM258 168V167H257ZM11 169V170H12ZM120 169V170H119ZM191 169V168H190ZM198 168H196V166H195V170H194V168L192 169V172H194V171H196ZM262 169V168H261ZM145 170H144V172H145ZM180 170V169H179ZM262 170H264V169H262ZM102 171V170H101ZM121 171V172H120ZM187 171H189V170H187ZM258 171V170H257ZM108 175V173H110L112 176H107L106 174ZM180 173V172H179ZM190 173V172H189ZM189 173L187 174V173H184V175L182 174V176H181V178L183 177V179H182V181H186V180H188L191 176L189 175ZM196 173V175L197 174H199V176H201V172H195ZM260 173V172H259ZM181 174H179V175H181ZM211 174V173H210ZM263 174V173H262ZM261 174V175H262ZM195 175V176H196ZM216 175H218V174H216L215 173V176ZM259 175V174H258ZM117 176L118 175H116V179H117V184H121V182L120 181H118V179L120 180V176H118L119 178H117ZM145 177H146V175H144ZM90 177V176H89ZM142 177H143V175H142ZM193 177V176H192ZM234 177V178H235ZM104 178H105V180H104ZM203 178V177H202ZM233 178V177H232ZM90 178H88L87 180H85V183L82 185V187L84 188V192L85 191H87V193L89 194L90 193V191H92L91 189H92V187H90V185H91V183H92V181L90 182V180H89ZM97 179V178H96ZM122 179V178H121ZM149 179V178H148ZM180 179V178H179ZM204 179V178H203ZM89 180V181H88ZM97 180H99V179H97ZM102 180H104V181H102ZM143 180V179H142ZM230 180V179H229ZM113 181V182H112ZM144 181V180H143ZM150 181V180H149ZM181 181V180H180ZM189 181V180H188ZM187 183V182H186ZM81 184V183H80ZM115 184H116V181L114 182V184L112 185V187L113 188H115L116 186H115ZM144 184V183H143ZM143 184H140V186L141 185H143ZM76 185H77V183H76ZM96 185V184H95ZM139 185V184H138ZM146 185V186H145ZM150 185V184H149ZM148 185V186H149ZM109 186V187H110ZM147 186V184H144V188H143V190H142V188L140 189V191H139V193L138 194H136V193H134V194H129V197H132V196H134L135 198H136V195L140 198V199H144V200H142V203H145V204H147V199H148V197H149V194L147 193V192H149V190L152 188L153 189V187L154 186H152V187H150V189H149V187ZM159 186V185H158ZM161 186V185H160ZM137 187V186H136ZM142 187V186H141ZM146 187H148V189L146 188ZM43 188H47V190H48V192L46 193V194H44L43 196H37L36 198H34L35 197V195L34 194H37L39 191L41 192L42 190H43ZM64 188V187H63ZM73 188V187H72ZM118 188V187H117ZM59 189V190H58ZM155 190H156V188H154ZM153 189V190H154ZM62 190V189H61ZM102 190V189H101ZM128 190V189H127ZM152 190V192H155V190L153 191ZM1 191V190H0ZM95 191H97V190H95ZM194 191V190H193ZM63 192V191H62ZM75 192H77V187L76 188H73V189H71V197L69 196L68 197V199H71V201H76V200H78V199H76L75 198V195H76V197H77V194L75 193ZM135 192V191H134ZM151 192V193H152ZM158 192V191H157ZM82 193V192H81ZM107 193H110L109 191H107ZM133 193V192H132ZM39 194V193H38ZM41 194V193H40ZM43 194V193H42ZM75 194V195H74ZM85 194V193H84ZM83 194V195H84ZM110 194H112V192L110 193ZM191 194V193H190ZM193 194H194V192H193ZM202 194V193H201ZM209 194V198H215V197H213V196H211L210 195V193H207L206 195H208ZM33 195H34V197H33ZM82 195V196H83ZM86 195V194H85ZM84 195V196H85ZM196 195V194H195ZM194 195V196H195ZM214 195V194H213ZM83 196V197H84ZM90 196V195H89ZM96 196V195H95ZM98 196V195H97ZM152 196V195H151ZM216 196V195H215ZM31 197V198H30ZM33 197V198H32ZM204 197H205V195H204ZM207 197V198H208ZM65 198V197H64ZM211 198V199H212ZM74 199H76V200H74ZM206 199V198H205ZM108 199H106V201H107ZM189 200H190V198H189ZM197 200V199H196ZM128 201H129V199H128ZM130 202V201H129ZM223 202V201H222ZM12 203V202H11ZM126 203V202H125ZM148 203H149V201H148ZM127 204V206H128V202L126 203ZM125 204V205H126ZM124 205V204H123ZM150 205V204H149ZM104 206H106V204L104 205ZM144 206V205H143ZM107 207H109V206H107ZM97 208V207H96ZM127 209H129V208H127ZM100 210H102V209H100ZM100 210H99V212H100ZM102 211H104V210H102ZM7 212H9V211H7ZM101 213V212H100ZM8 214V213H7ZM54 215V214H53ZM67 215V214H66ZM7 215H5V217H6ZM41 217V216H40ZM49 216L48 215H46V216H42L41 218L46 222V223H48L49 224V222H50V217L48 218ZM40 218V219H41ZM41 219V220H42ZM20 220V219H19ZM5 221V222H6ZM33 221V220H32ZM39 221V220H38ZM142 221L144 222V220L142 219ZM27 224V223H26ZM144 224H145V222L144 223H142V225L144 226ZM20 225V224H19ZM25 225V224H24ZM147 224H145V226H146ZM48 226H50V225H48ZM52 226V225H51ZM20 227V226H19ZM150 227V226H149ZM3 228V227H2ZM46 228V227H45ZM149 228L147 227H144V231H145V233L147 234L148 233V235H149ZM150 230H151V228H150ZM2 231V230H1ZM153 231V230H152ZM154 232V231H153ZM5 233V234H6ZM13 234V233H12ZM11 234V235H12ZM189 234V233H188ZM7 235V234H6ZM37 235V234H36ZM35 235V236H36ZM37 237V236H36ZM7 238H8V236H7ZM33 238V237H32ZM16 240V239H15ZM29 240V239H28ZM28 240H27V243H28ZM30 241V240H29ZM31 242V241H30ZM34 242V241H33ZM58 242V241H57ZM43 244V243H42ZM29 245V244H28ZM40 244H38V246H39ZM47 245V244H46ZM46 245H40L39 247H41V248H39V249H42V247H46ZM75 246V245H74ZM31 247V248H30ZM29 248L30 249H33L32 247L33 246H30ZM37 249V250H39L38 248H37V244H36V246L34 247V249ZM43 248V250H45ZM72 248L75 250V248L72 246ZM81 248V249H80ZM78 247V248H76V252H81L82 250H84V249H82V247ZM24 250H25V247L23 248ZM26 249H27V247H26ZM33 249V250H34ZM73 249H72V251H73ZM22 250V249H21ZM27 250H29V249H27ZM37 250H34V252L35 251H37ZM64 250V249H63ZM66 250V249H65ZM67 250H69V249H67ZM31 252H32V250H30ZM70 251V250H69ZM75 251H73V252H75ZM31 252H29V253H31ZM68 252V251H67ZM75 252V253H76ZM28 253V252H27ZM26 253V251H25V254H27ZM28 253V254H29ZM69 253V252H68ZM22 254V253H21ZM24 254V253H23ZM32 254V253H31ZM36 254V253H35ZM37 254H38V252H37ZM22 256H24V255H22ZM27 256V255H26ZM34 256V255H33ZM35 256H37V255H35ZM41 257V256H40ZM40 257H37V258H39V259H41ZM68 257V256H67ZM26 258V257H25ZM32 258V257H31ZM31 258H30V260H26V262L24 261V259H23V262H25V263H23L22 261H20V264H36V262L38 261L37 260V258H35L36 260H34V261H32L31 260ZM21 260V259H20ZM44 260V259H43ZM22 262V263H21ZM41 262H43V261H41ZM38 263V262H37ZM40 264V263H39ZM47 264V263H46Z\"/></svg>", "mask_w": 264, "mask_h": 264}]
</instances>
